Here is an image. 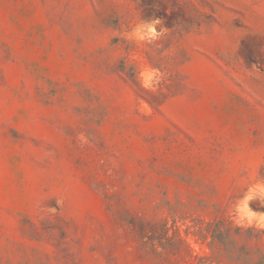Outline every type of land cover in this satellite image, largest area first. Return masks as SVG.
Masks as SVG:
<instances>
[{
    "label": "rangeland",
    "instance_id": "rangeland-1",
    "mask_svg": "<svg viewBox=\"0 0 264 264\" xmlns=\"http://www.w3.org/2000/svg\"><path fill=\"white\" fill-rule=\"evenodd\" d=\"M0 264H264V13L0 0Z\"/></svg>",
    "mask_w": 264,
    "mask_h": 264
},
{
    "label": "crops",
    "instance_id": "crops-1",
    "mask_svg": "<svg viewBox=\"0 0 264 264\" xmlns=\"http://www.w3.org/2000/svg\"><path fill=\"white\" fill-rule=\"evenodd\" d=\"M230 7L245 15L263 14L264 10L254 4V0H228Z\"/></svg>",
    "mask_w": 264,
    "mask_h": 264
},
{
    "label": "clouds",
    "instance_id": "clouds-1",
    "mask_svg": "<svg viewBox=\"0 0 264 264\" xmlns=\"http://www.w3.org/2000/svg\"><path fill=\"white\" fill-rule=\"evenodd\" d=\"M137 35H138V37H139L140 39H144V36H145V35H148V36H150V37H152V38H156V32H155V29H154V27L151 26V25L149 26L148 31H147L146 34L141 33V32L138 31Z\"/></svg>",
    "mask_w": 264,
    "mask_h": 264
}]
</instances>
